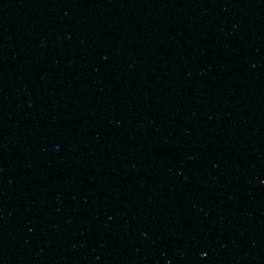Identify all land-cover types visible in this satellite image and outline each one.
Masks as SVG:
<instances>
[{
  "label": "water",
  "instance_id": "water-1",
  "mask_svg": "<svg viewBox=\"0 0 264 264\" xmlns=\"http://www.w3.org/2000/svg\"><path fill=\"white\" fill-rule=\"evenodd\" d=\"M0 264H264V0H0Z\"/></svg>",
  "mask_w": 264,
  "mask_h": 264
}]
</instances>
